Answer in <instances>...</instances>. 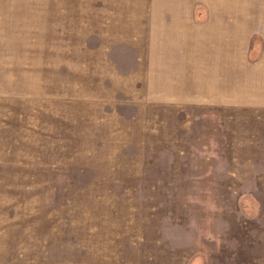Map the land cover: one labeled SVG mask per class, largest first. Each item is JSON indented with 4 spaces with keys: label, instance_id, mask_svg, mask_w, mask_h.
Returning a JSON list of instances; mask_svg holds the SVG:
<instances>
[{
    "label": "rangeland",
    "instance_id": "obj_1",
    "mask_svg": "<svg viewBox=\"0 0 264 264\" xmlns=\"http://www.w3.org/2000/svg\"><path fill=\"white\" fill-rule=\"evenodd\" d=\"M211 1L0 0V264H264V101L219 100L191 33L179 95L151 87L155 27L200 29ZM229 16L211 23L231 35ZM256 23L234 57L248 90Z\"/></svg>",
    "mask_w": 264,
    "mask_h": 264
},
{
    "label": "crops",
    "instance_id": "obj_2",
    "mask_svg": "<svg viewBox=\"0 0 264 264\" xmlns=\"http://www.w3.org/2000/svg\"><path fill=\"white\" fill-rule=\"evenodd\" d=\"M211 2L214 3V5L219 9V12L217 11L216 14H214V18H216L214 20H224V16L226 14L230 15L229 17H231L230 19H232V21H235V23H239L237 32L231 33V35L225 32L224 28L225 26H227V24L224 23V25H222L219 21L214 23V25L218 24V26L216 25V27H214V25H212L213 23H211L214 22V20H210L211 22H208L207 24L203 25L200 29L194 27L192 28L191 23L186 18H183V15L178 16V19L172 17L170 22L168 23H164L161 20L160 25L155 28L156 32H158V37L156 36V39L162 40L163 43L161 45H158L153 50L154 65L156 69H158L159 73L157 76H154L153 85H151V87L155 88L156 90L160 89L162 95H179L180 84L174 85L171 82L172 79L179 77V75L177 74L179 73L177 71L179 67L175 70V68H173V63L176 62V64L180 65L179 56L184 55V52L180 51V48L182 50L185 47L184 45H187L189 43L188 37L191 33V35L195 34L199 39H202L203 37V39L205 40V42H203V45H207L208 48L205 51L201 50L202 53L208 52L213 53L217 56V61L219 60V63L216 68H218L219 64L221 63L220 67L222 69L221 71L218 70V73L216 74V77L220 75L223 81L222 82L219 80L220 83H218V86L221 87L219 89V92L217 93V98L219 100L220 93L224 89L225 97H229L226 99H234L235 101L239 100L241 102L243 100H257L258 102L264 101V83L261 85L262 87H254V90H252L251 87L249 88V90L247 88L243 89V85L241 83V79L243 78V67L242 65L234 63V57L237 56L238 53L242 55L244 50L246 49L245 45H243V39L245 38V35H248L247 33L250 31V27H253V24L257 22V25L255 24V26L258 27L260 25V28L264 30V18L253 15L256 12V5H264V0H212ZM250 15L252 18H254V20L250 19ZM260 18L262 19L260 20L261 24H258V20ZM249 20H251V25L248 23ZM236 26L237 24L231 27L236 29ZM242 34L244 35L243 39ZM220 54H225L229 58L222 59L220 57ZM259 64L261 66L260 69H258L257 71L259 75L263 76L262 79L264 81V56ZM191 66L194 65L188 64L187 68L191 69ZM174 71H176V73H174ZM254 72L255 68L252 66L251 76ZM215 81L217 82L218 80ZM186 85L184 82L185 88ZM208 88L209 87L203 89V96H205V98L207 99L208 94L211 95L212 93V90ZM221 95H223V92L221 93ZM256 96L261 98L256 99ZM178 97L182 99L181 96Z\"/></svg>",
    "mask_w": 264,
    "mask_h": 264
},
{
    "label": "bare ground",
    "instance_id": "obj_3",
    "mask_svg": "<svg viewBox=\"0 0 264 264\" xmlns=\"http://www.w3.org/2000/svg\"><path fill=\"white\" fill-rule=\"evenodd\" d=\"M169 4V3H168ZM194 30V29H193ZM197 34V33H196ZM221 35V34H220ZM196 36V35H195ZM191 37V36H190ZM196 39V38H195ZM246 40V39H245ZM195 43V42H194ZM172 45V44H171ZM195 53V52H194ZM194 55V54H193Z\"/></svg>",
    "mask_w": 264,
    "mask_h": 264
}]
</instances>
